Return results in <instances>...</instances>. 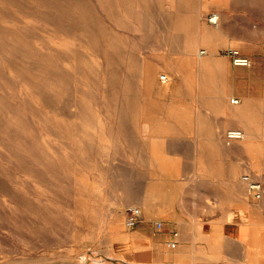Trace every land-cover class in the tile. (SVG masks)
<instances>
[{
    "label": "rangeland",
    "instance_id": "rangeland-1",
    "mask_svg": "<svg viewBox=\"0 0 264 264\" xmlns=\"http://www.w3.org/2000/svg\"><path fill=\"white\" fill-rule=\"evenodd\" d=\"M196 122H225L222 143L148 154L153 128ZM158 162L187 179L167 176L169 202L225 204L205 264H264V0H0V264H109L108 228Z\"/></svg>",
    "mask_w": 264,
    "mask_h": 264
},
{
    "label": "crops",
    "instance_id": "crops-1",
    "mask_svg": "<svg viewBox=\"0 0 264 264\" xmlns=\"http://www.w3.org/2000/svg\"><path fill=\"white\" fill-rule=\"evenodd\" d=\"M221 111L225 116V104ZM189 127L192 129H183L182 135L164 134L153 128L151 134L144 135L142 140L147 144L148 154L157 153L158 156L162 144L166 149V143H185L188 139L195 143H222L225 122H196ZM242 128L247 130L244 124ZM256 129L260 131L259 124ZM158 164L153 172L148 166L140 179L141 186L132 189L136 194L132 196L131 203L141 209L137 225L126 229L120 220L111 222L102 253L106 261L109 264H205L212 262L215 249L225 254V204L212 206L205 201H192L191 205L183 201L178 204L169 202L164 196L170 180L167 176L180 175L185 182L187 179L182 177V170ZM246 211L249 212L243 208L244 215ZM157 223L161 226L158 227Z\"/></svg>",
    "mask_w": 264,
    "mask_h": 264
},
{
    "label": "built area",
    "instance_id": "built-area-1",
    "mask_svg": "<svg viewBox=\"0 0 264 264\" xmlns=\"http://www.w3.org/2000/svg\"><path fill=\"white\" fill-rule=\"evenodd\" d=\"M210 23L215 24L218 21V16L215 13H210L206 18ZM204 53V50H200L199 54ZM227 55L230 57L231 63L234 66H249L251 61L250 58L242 55L238 50L229 48L226 51ZM167 79L166 75H161V80L165 81ZM236 99H233V102H236ZM244 132L240 128H229L225 132V139L227 141L239 140L242 139ZM242 179L245 182L248 192L255 198L259 199L262 195V184L261 182L253 179L249 174H243ZM141 217V209L137 206H129L124 209V225L126 228L134 227ZM157 226L160 227L161 224L157 223Z\"/></svg>",
    "mask_w": 264,
    "mask_h": 264
},
{
    "label": "bare ground",
    "instance_id": "bare-ground-1",
    "mask_svg": "<svg viewBox=\"0 0 264 264\" xmlns=\"http://www.w3.org/2000/svg\"><path fill=\"white\" fill-rule=\"evenodd\" d=\"M231 110H232V109H231ZM243 139H244V137H243ZM243 139H241V140H243ZM243 141H244V140H243ZM246 144H247V142H246ZM246 144H245V145H246Z\"/></svg>",
    "mask_w": 264,
    "mask_h": 264
}]
</instances>
